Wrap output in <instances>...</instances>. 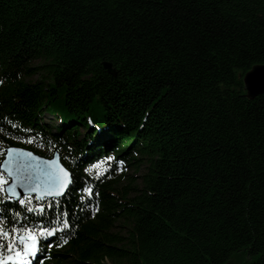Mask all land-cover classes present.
I'll list each match as a JSON object with an SVG mask.
<instances>
[{"label": "trees", "instance_id": "obj_1", "mask_svg": "<svg viewBox=\"0 0 264 264\" xmlns=\"http://www.w3.org/2000/svg\"><path fill=\"white\" fill-rule=\"evenodd\" d=\"M257 64L264 0H0V141L44 156L18 140L53 142L99 193L43 264H264V93L244 85ZM89 121L112 129L105 143ZM107 156L144 171L84 173Z\"/></svg>", "mask_w": 264, "mask_h": 264}, {"label": "snow or ice", "instance_id": "obj_2", "mask_svg": "<svg viewBox=\"0 0 264 264\" xmlns=\"http://www.w3.org/2000/svg\"><path fill=\"white\" fill-rule=\"evenodd\" d=\"M255 67L247 74L252 76L253 84L258 79L253 73ZM259 79L264 81V75ZM11 127L31 131L14 123ZM91 130L97 143H105L112 132L108 126L91 125ZM22 142L32 144L35 138L28 136ZM49 144L53 155L43 158L21 147H4L0 141V157H3L0 159V264H43L49 258L45 253L53 246L67 244L73 229L78 228L71 216L79 211L94 218L99 211L98 202L92 204L93 197L99 196L94 185L85 181L82 187L77 186L79 177L61 163L60 149L51 141ZM64 159L70 162V157ZM113 161H116L114 156H107L84 168V173L99 180L112 168ZM124 163L116 161L114 170L124 171ZM101 165H107L103 171L99 170ZM71 188L80 195L79 203L70 213L65 201Z\"/></svg>", "mask_w": 264, "mask_h": 264}, {"label": "rangeland", "instance_id": "obj_3", "mask_svg": "<svg viewBox=\"0 0 264 264\" xmlns=\"http://www.w3.org/2000/svg\"><path fill=\"white\" fill-rule=\"evenodd\" d=\"M41 64H42V61L36 60V61L33 62L32 65H33V67H38ZM43 76H44V71L43 70H37L36 73H34L32 76L27 77V80L28 81H36L38 79L43 78ZM45 116H46V119L45 120L48 122V124L50 125V127H54V125H56V124L59 123V121L55 118V116L49 115L47 113H46ZM18 141L21 142V143H24V142H22V139H20ZM24 144H29V143H24ZM32 145H34L39 151H42V152L46 153L48 155V157H51L52 156L51 154L49 155V150H48L47 146L44 145L40 140H38V139L35 138V142L32 143ZM143 171H144L143 167H141L140 169L137 170V169H135L134 166H126L124 168V171H123L124 180L127 182L128 179H131V178L132 179L133 178L138 179L139 176H140V174L143 173ZM116 230L122 231V229L119 226L117 227ZM245 259H248V257L245 256V254H243V253H236V254H234L232 256L230 262L233 263V264H240ZM106 262L108 264L110 263L109 260L106 261Z\"/></svg>", "mask_w": 264, "mask_h": 264}, {"label": "water", "instance_id": "obj_4", "mask_svg": "<svg viewBox=\"0 0 264 264\" xmlns=\"http://www.w3.org/2000/svg\"><path fill=\"white\" fill-rule=\"evenodd\" d=\"M103 65L104 67L108 70L109 73H115V69L113 68L112 66V63L109 62V61H104L103 62ZM261 65H264V64H257V65H254L256 66L253 70V73L255 74V76L258 78L255 83L253 84L252 83V76H248L247 77V74L248 72L245 74L244 76V85H245V89L247 91V96L250 97V98H254L255 96L259 95V94H262L264 93V81H261L259 79V77H261L262 75H264V66H261ZM253 68V67H252ZM251 68V69H252ZM250 69V70H251ZM247 81L249 82V86H248V83ZM18 147V146H17ZM22 148V147H21ZM25 149V148H24ZM29 150V149H27ZM33 152V151H32ZM34 154L38 155V156H41L43 158H47L45 156H42L40 154H37L35 152H33ZM62 163V161H61ZM63 164V163H62ZM65 166V165H64ZM226 264H233L231 262H228Z\"/></svg>", "mask_w": 264, "mask_h": 264}]
</instances>
